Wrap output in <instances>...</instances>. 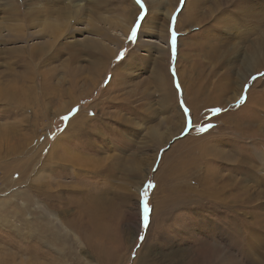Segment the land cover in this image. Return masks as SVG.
Listing matches in <instances>:
<instances>
[{"label":"rangeland","instance_id":"1","mask_svg":"<svg viewBox=\"0 0 264 264\" xmlns=\"http://www.w3.org/2000/svg\"><path fill=\"white\" fill-rule=\"evenodd\" d=\"M191 1L0 0V262L264 264V0Z\"/></svg>","mask_w":264,"mask_h":264},{"label":"bare ground","instance_id":"2","mask_svg":"<svg viewBox=\"0 0 264 264\" xmlns=\"http://www.w3.org/2000/svg\"><path fill=\"white\" fill-rule=\"evenodd\" d=\"M191 2H193V0L191 1ZM69 3V2H68ZM194 3V2H193ZM192 3V4H193ZM195 3H197V2H195ZM219 4H221V2H218ZM78 4V3H77ZM200 4V3H199ZM193 6V5H192ZM191 6V7H192ZM72 7V6H71ZM51 9V8H50ZM49 9V10H50ZM191 9V8H190ZM189 9V10H190ZM195 9V8H194ZM40 10V9H39ZM78 10V9H77ZM192 10H193V8H192ZM38 11V10H37ZM53 14H56L58 17L57 18H55V17H53V18H51L50 19V21H47V22H52L53 24H50V25H48V27L50 26V29L52 28V27H56V26H58L60 23H61V21H63L64 20V17H66V15H71V13H72V16H73V14H74V12L72 11V8H63V7H61V8H58V9H53V10H50ZM65 11L67 12V13H65ZM191 11V10H190ZM194 11V10H193ZM171 11H169L168 10V12H167V16L169 15V13H170ZM76 13V12H75ZM188 13H192V12H189L188 11ZM194 13V12H193ZM244 12L242 11V13L241 14H243ZM246 13H248V15L249 14H252V12L251 11H247ZM38 14V13H37ZM48 14V13H47ZM245 14V13H244ZM31 15H33L32 14V12L31 13H29V16H31ZM55 15V16H56ZM40 16V15H39ZM77 16V15H76ZM187 17H190V15H188ZM197 17V16H196ZM251 17V16H250ZM262 17V16H261ZM49 18H50V16H49ZM34 19V18H33ZM189 19V18H188ZM30 20H31V18H30ZM122 22H119L120 24H121V26L123 27V29H122V31L125 33V31H126V27H128L127 25H126V21H127V18H125V17H122L121 19H120ZM35 21H37V19L35 20ZM39 21V20H38ZM70 20L68 19V22H69ZM34 22V21H33ZM64 22V21H63ZM117 22V21H116ZM125 24H124V23ZM118 23V24H119ZM61 27V26H60ZM167 38V37H166ZM188 44H190V43H188ZM256 45V46H255ZM213 50V49H212ZM260 51L262 52V54H264V35H262V37L260 36L258 39H257V41H256V43L254 44V45H252L251 47H250V50L248 51V53H247V58H250V61H249V65L251 66V68L252 69H255V68H257L258 66H259V64H260V61H261V58H260ZM216 57V56H215ZM187 58V57H186ZM214 58V57H213ZM263 58V57H262ZM188 62H189V60H188ZM189 67V66H188ZM193 67V66H192ZM191 68V67H190ZM251 71V70H250ZM183 72V71H182ZM251 72H253V71H251ZM239 95V94H238ZM237 97V96H236ZM235 97V98H236ZM137 190H139V187L137 188ZM103 211L102 210H100L99 208H96V209H94V212L93 211H90V214H89V217H88V215H87V218H86V220H84L83 218H79V221H80V223H81V225L82 224H84V223H86L87 224V227H81V225H80V223H78L77 221V223H74L73 222V225H74V228L76 227V228H78V232H77V230H74V231H76L77 233H80V235L79 236H82V238H83V240L87 243V244H89V245H91L92 247H93V250H95V252H96V254H98V255H101L102 254V258L103 259H106V258H111V256H112V252H115V249H114V244H111V243H109L108 245H106L105 247H103V244H102V242H100V241H96V242H94L93 244L91 243V240H90V236H92L93 234H94V232H93V230L94 229H97L96 230V233L97 234H99V233H101V231H103V230H105L106 229V227L103 225V223L101 222V220H103L104 218H105V214L104 213H102ZM156 212V211H155ZM160 212V211H159ZM75 228V229H76ZM83 228V229H82ZM126 242V241H125ZM124 246V245H123ZM1 254V253H0ZM101 258V259H102ZM11 260V259H10ZM99 260H100V258H99ZM13 261V260H12ZM12 261H11V264H14V263H12ZM103 261V260H102ZM100 262V261H99ZM0 264H4V263H2V261L0 262ZM6 264V263H5ZM138 264H142L141 262H139L138 261ZM145 264V263H144Z\"/></svg>","mask_w":264,"mask_h":264},{"label":"snow or ice","instance_id":"3","mask_svg":"<svg viewBox=\"0 0 264 264\" xmlns=\"http://www.w3.org/2000/svg\"><path fill=\"white\" fill-rule=\"evenodd\" d=\"M136 2L137 3H141V0H136ZM183 2H184V0H182V3ZM141 7H143L142 4H141ZM143 18L144 17H143V14H142L141 17H140V20H143ZM139 26H140V23L138 21L137 26L134 27L133 30H132V38L133 39H135V37H136L137 28ZM175 38H176V33H175V29L173 28V30H172V44H173V48H175V42H176V39ZM176 87H177V89H179L180 88V85L177 84ZM215 111H220V109H215ZM185 112H187V109H185ZM64 118L67 119V117H64ZM209 127H211V125H209ZM151 186H152L151 184L148 185V187H151ZM144 196H147V192L146 191L144 192ZM149 215H150V209H149L147 203H145V205H144V211H143V224H144L145 227L148 226V223H149ZM139 239L141 241H143L144 240V237L143 236H140Z\"/></svg>","mask_w":264,"mask_h":264}]
</instances>
